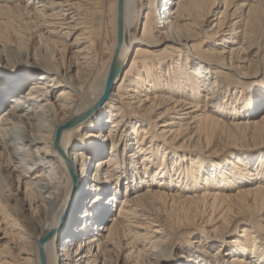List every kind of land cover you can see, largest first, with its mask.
<instances>
[{"label":"bare ground","instance_id":"6f19581e","mask_svg":"<svg viewBox=\"0 0 264 264\" xmlns=\"http://www.w3.org/2000/svg\"><path fill=\"white\" fill-rule=\"evenodd\" d=\"M203 1L0 0V264H264V27Z\"/></svg>","mask_w":264,"mask_h":264},{"label":"rangeland","instance_id":"374dc122","mask_svg":"<svg viewBox=\"0 0 264 264\" xmlns=\"http://www.w3.org/2000/svg\"><path fill=\"white\" fill-rule=\"evenodd\" d=\"M35 2H37V0H35ZM217 4L216 3H212L211 0H204L203 3H202V6L201 8L198 9L199 13H197V19H198V22L201 21V19L204 17V15L206 14V12L208 11L209 7L212 8V10H214L215 12V18L213 21H211L210 23H208V25H206L204 27V29H210V28H213L214 25H216L219 20V16H220V13L222 10H223V6L222 4H220L219 6L215 5ZM30 5H32V8L34 5H36V3H33V0H30ZM249 5L250 7L248 9H251L250 11V14H252V18H254V21L252 23V26H254V31H255V36L261 34V32H263V27H264V0H249ZM143 7V6H142ZM247 11V10H246ZM142 18L140 17L139 20H138V24L136 25V28L134 29V32H135V36H139V33H140V30H141V20ZM254 24V25H253ZM196 27L192 28L193 29V32L194 33H197L198 32V29H195ZM198 28V27H197ZM242 29L243 28H240V29H237V32L238 33V36L236 37L235 39V42H243V34H242ZM23 35V34H22ZM264 38V35H262L260 37V39L258 40L257 42V46L260 44L261 40H263ZM24 43H26L25 40H23ZM221 41L219 40H215L214 43L212 42H208L205 46L206 47H214L215 45L217 46L218 44H220ZM232 44V43H231ZM231 44L227 43L225 46H230ZM45 44H43L39 49L41 51L45 50V53L47 52H50V47L46 46ZM10 47H6V50L5 52L8 54H11V50L9 49ZM49 48V49H48ZM13 49V48H12ZM38 49V50H39ZM227 49V48H226ZM10 58V56H9ZM0 65H5V62L3 61V57L0 56ZM225 71H228L227 69H224ZM231 73H233V71H230ZM261 70L258 66V74H261ZM209 75V74H208ZM235 78L234 80H226V79H222L221 80V85H220V93L218 95V99H217V102H221V96L224 95V93H226L227 91V88L228 87H233L236 83L238 82H241L243 80H245V76L243 74H241L240 72H235ZM216 76L214 75H209V79L210 81H213L215 80ZM210 81L206 82L209 83ZM227 83V84H226ZM28 90L27 86L24 87V93ZM207 93V89H206V86L204 87L203 89V92H202V95H205ZM160 112V110L158 111ZM264 112V111H263ZM263 112H260L258 113L254 119H260L263 115ZM47 116V115H46ZM155 118V117H154ZM165 118V117H163ZM159 122V119L157 120ZM236 121L238 120H232V119H225V125H228V127L225 128L224 130V133H222V136L224 138V141L223 142H220L218 148H216L219 153L221 154L222 153L223 155H221L220 158L218 159H213V162L215 163H220L221 166H223L224 164H226V159L228 158L227 156H225V154H227L226 152H230L232 154L237 155V154H242V153H247V147H253L254 143L256 142L255 139H253V137L251 136H246L245 138H239L240 135L238 134H235V130L234 128L232 127L231 124H234ZM231 122V123H230ZM233 122V123H232ZM161 124V123H160ZM42 126L44 128H47L49 129L50 125H49V122L47 121V119H45V121L42 123ZM227 137V138H226ZM226 139V140H225ZM245 139V140H244ZM254 141V142H253ZM224 145V146H223ZM238 150V151H237ZM237 152V153H236ZM254 153V152H253ZM256 155V153H254ZM229 155V154H227ZM200 190V189H199ZM233 190V189H231ZM5 188L4 187H1L0 185V202L2 203H7L6 200L8 199H5V196L8 194V193H5ZM123 195V189H120V194H119V197H121ZM5 195V196H4ZM8 205H11L10 201H8ZM70 203H67L66 205L69 206ZM117 203H114L113 207L111 208V210L115 211L117 210ZM116 208V209H115ZM111 213V212H110ZM239 218V217H238ZM242 220V219H241ZM240 221V220H238ZM240 222H244L243 224H240L241 226H244V229L249 227V226H252L251 222L247 219H244V221H240ZM231 230H233V226L230 227ZM190 229V227L188 228V230ZM185 232V230H182V233ZM197 234L195 235V237H190L191 241H196L198 238H197ZM183 238L181 237L180 239V242ZM210 244V248L212 251V248H216L220 243H217V242H211L209 243ZM181 245V243L179 244ZM182 245H183V242H182ZM172 255H176V254H179V250H177L176 248L174 250H172L171 252ZM227 259V257H226ZM113 264V263H112Z\"/></svg>","mask_w":264,"mask_h":264},{"label":"water","instance_id":"95a60500","mask_svg":"<svg viewBox=\"0 0 264 264\" xmlns=\"http://www.w3.org/2000/svg\"><path fill=\"white\" fill-rule=\"evenodd\" d=\"M122 2H123V0H119V5H118L119 10H121ZM118 21H119V23L121 22V15L120 14H119V17H118ZM119 34L121 36V27L119 28ZM115 71L116 70L114 69V71H112V72H115Z\"/></svg>","mask_w":264,"mask_h":264}]
</instances>
